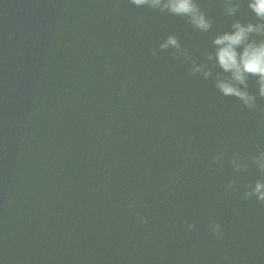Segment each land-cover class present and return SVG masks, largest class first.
<instances>
[{"label":"water","instance_id":"95a60500","mask_svg":"<svg viewBox=\"0 0 264 264\" xmlns=\"http://www.w3.org/2000/svg\"><path fill=\"white\" fill-rule=\"evenodd\" d=\"M198 2L209 32L129 0H0V264H264V202L244 199L264 97L255 77L254 109L223 96L208 59L259 21Z\"/></svg>","mask_w":264,"mask_h":264},{"label":"clouds","instance_id":"9594fccd","mask_svg":"<svg viewBox=\"0 0 264 264\" xmlns=\"http://www.w3.org/2000/svg\"><path fill=\"white\" fill-rule=\"evenodd\" d=\"M244 2L259 22L234 20L229 30L215 35L212 41L215 49L208 54V59L213 60L214 66H218L224 74H227L217 79L218 91L223 96L237 98L248 109H254L257 105V96L249 91L250 77L256 78L259 96L264 97V0H244ZM129 3L138 8L147 6L153 10L184 17L201 32H209L213 26L207 13L201 9L198 0H129ZM241 6L242 0H224V14L227 17H236ZM169 46L180 48L177 36L169 35L160 48L166 49ZM152 54L156 55V51L153 50ZM206 68V64L198 65L193 71L202 72L207 78L211 72L206 71ZM253 160L259 171L264 173V151H260ZM247 168V164L236 165V171L247 170ZM234 184L235 181H230L227 187L232 188ZM252 198L264 202V178L257 179L254 184L248 186L244 199ZM213 229L215 235H221L220 223L214 224Z\"/></svg>","mask_w":264,"mask_h":264}]
</instances>
